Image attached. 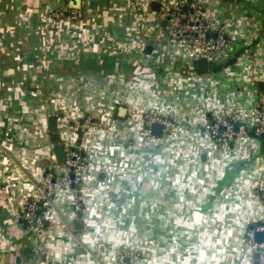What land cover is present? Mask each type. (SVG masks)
Here are the masks:
<instances>
[{
	"label": "crops",
	"instance_id": "obj_1",
	"mask_svg": "<svg viewBox=\"0 0 264 264\" xmlns=\"http://www.w3.org/2000/svg\"><path fill=\"white\" fill-rule=\"evenodd\" d=\"M189 1L75 0L74 18L54 14L55 0H0V264H251L243 236L264 220V138L218 143L209 124L257 119L264 0H200L228 37L207 70L165 29L164 8ZM147 113L176 128L151 140ZM52 115L86 166L80 190L56 185L34 236L19 207L59 165ZM88 117L85 132L71 128ZM122 249L143 255L121 263Z\"/></svg>",
	"mask_w": 264,
	"mask_h": 264
},
{
	"label": "built area",
	"instance_id": "obj_2",
	"mask_svg": "<svg viewBox=\"0 0 264 264\" xmlns=\"http://www.w3.org/2000/svg\"><path fill=\"white\" fill-rule=\"evenodd\" d=\"M71 11L72 17L76 18L74 10ZM165 29L174 38L186 39L195 49V58H206L209 63L215 60L216 54L228 45V37L223 31L216 30L207 21V12L200 0H190L187 4H176L164 8ZM64 13H62L63 15ZM57 15V14H56ZM60 15V14H58ZM257 119L254 123H245L241 121L239 115L224 116L217 121L209 124V130L216 140L227 141V138L233 140L234 135L239 133L245 136H260L264 138V89L260 91L257 109ZM231 121L241 122L235 126ZM93 118L78 120L70 124L76 131L85 132L92 124ZM146 128L143 130L145 135H152V125L159 123L163 125V132H172L176 128V123L166 116L146 115L144 118ZM235 127V128H234ZM223 129L233 132L224 134ZM223 131V132H222ZM249 132V134H248ZM68 159L63 164L65 172L57 176L54 170L48 172L44 181L38 185L36 194L27 197L19 207V218L21 224L32 234H43L47 226L46 208L52 198L57 184L64 183L68 185H77L82 180V173L86 166V159L83 148L80 144H73L66 149ZM74 175V178H72ZM75 211L81 209V204L76 201ZM264 246V243L260 244ZM124 257L122 256L121 259Z\"/></svg>",
	"mask_w": 264,
	"mask_h": 264
},
{
	"label": "rangeland",
	"instance_id": "obj_3",
	"mask_svg": "<svg viewBox=\"0 0 264 264\" xmlns=\"http://www.w3.org/2000/svg\"><path fill=\"white\" fill-rule=\"evenodd\" d=\"M44 1H46V0H44ZM55 2H56V5H57V8L52 11L54 14H57V16H64L65 14L71 13V11L69 10L70 9L69 7H72L73 0H55ZM68 3L70 4V6L68 5ZM73 7H75V6H73ZM80 12L81 11L77 10V8H76V10L73 11V13H75V15H76V18H79L80 14H81ZM62 13H64V14L62 15ZM58 14H60V15H58ZM149 114H151V115H154V114L155 115H159V114H156V113H147V115H149ZM166 117L171 119L169 116H166ZM96 120H98V119L96 118ZM171 120L174 121L173 119H171ZM214 121H217V120H214ZM230 122L232 124H235V126H239L241 124L240 121L239 122H234V121L230 120ZM145 128H146V125L143 126V130ZM223 131H226V132H224V134H227V133L232 134L233 133L232 131L229 132L228 130H225V129H223ZM169 133H171V132H168L167 134H169ZM142 134L145 135L144 131H143ZM248 134H249V132H248ZM210 135L212 136L211 132H210ZM145 136L150 138L151 140H153V138H154V136H152V135H145ZM240 137H246V136L244 134H242V133H239L238 135H234L233 140L238 139ZM212 138L215 139L214 137H212ZM227 139L228 140L224 141L223 143H225V142H233V140H231V138H227ZM216 142L222 143L219 140H216ZM58 166L61 167L60 163H59ZM58 166H57V170H56V164H53L51 168H54L55 173H56L57 176H61L62 175V171L58 170ZM78 184L80 185V183H78ZM78 186H75V187L77 188ZM256 193H257L258 197L260 198V200L262 202H264V183H263V185H261V187L259 186V187L256 188ZM81 210H82V206H81V209L79 211H76V212L77 213H81ZM258 232L264 233V220L262 222L253 223L252 225H248L245 228V230H244L243 238H244V241L246 243L247 248L249 249V252L251 253V257H252L251 264H264V246L260 245V244H262L264 242H258L257 241V239H256V235L257 234L256 233H258ZM142 255H143L142 252L127 251V250H124V249L119 250V251L116 252V258L121 263H124L126 261V258L127 259L129 258L131 262H135L137 259L141 258ZM256 255L258 257H256ZM122 256L124 257L123 259H121Z\"/></svg>",
	"mask_w": 264,
	"mask_h": 264
},
{
	"label": "water",
	"instance_id": "obj_4",
	"mask_svg": "<svg viewBox=\"0 0 264 264\" xmlns=\"http://www.w3.org/2000/svg\"><path fill=\"white\" fill-rule=\"evenodd\" d=\"M79 1V0H78ZM197 65L198 68L201 70H207L209 67V62L206 58H200L197 61ZM124 112H126V108L123 107L120 109V114H124ZM49 126H50V131H51V141L52 143H54L53 145V150L56 156V160L58 163L60 164H64L67 159H68V155H67V151L65 148V144L61 141V133L59 132V126H58V122H57V116L52 115L49 118ZM152 132L154 134H163V125L159 124V123H155L152 125L151 127ZM46 166H48V162L45 163ZM72 178H74V175H72ZM73 186L75 187L76 185L73 184ZM78 190H80V187H77ZM82 215H79V218H81ZM79 225H82L81 221L77 222ZM77 226V225H76ZM256 239L258 242H264V233H256ZM256 257H258L256 255Z\"/></svg>",
	"mask_w": 264,
	"mask_h": 264
},
{
	"label": "trees",
	"instance_id": "obj_5",
	"mask_svg": "<svg viewBox=\"0 0 264 264\" xmlns=\"http://www.w3.org/2000/svg\"><path fill=\"white\" fill-rule=\"evenodd\" d=\"M75 0H73V2H74ZM79 133H82L81 131L79 132ZM51 170H54V169H50L49 167L47 168V170H46V174L48 173V172H50ZM55 171V170H54ZM45 174V175H46ZM79 184H77L76 186H78ZM23 226V225H22ZM32 234V233H31ZM34 235V234H33ZM34 236H37V235H34Z\"/></svg>",
	"mask_w": 264,
	"mask_h": 264
}]
</instances>
